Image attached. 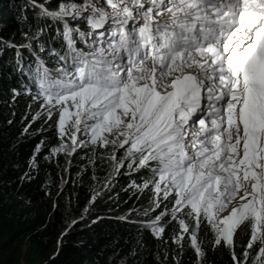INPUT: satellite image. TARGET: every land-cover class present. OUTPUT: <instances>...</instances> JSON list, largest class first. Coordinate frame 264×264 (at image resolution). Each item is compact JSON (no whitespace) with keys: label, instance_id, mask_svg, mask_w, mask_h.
I'll list each match as a JSON object with an SVG mask.
<instances>
[{"label":"snow or ice","instance_id":"6c2138e0","mask_svg":"<svg viewBox=\"0 0 264 264\" xmlns=\"http://www.w3.org/2000/svg\"><path fill=\"white\" fill-rule=\"evenodd\" d=\"M34 6L62 24L64 47L47 49L52 67L31 42L21 47L36 57L34 65L17 61L36 86L26 94L42 101L48 119L58 113L60 144L51 153L111 147L107 159L116 174L125 166L151 173L142 185L154 193L145 214L172 198L149 225L155 236L170 216L179 225L174 243L183 247L187 235L201 264L204 223L213 247H227L234 264H264V0ZM79 18L91 32L70 25ZM46 27L30 37L39 52ZM81 133L86 140L78 141ZM244 224L250 235L238 257L234 237Z\"/></svg>","mask_w":264,"mask_h":264},{"label":"trees","instance_id":"16d2710c","mask_svg":"<svg viewBox=\"0 0 264 264\" xmlns=\"http://www.w3.org/2000/svg\"><path fill=\"white\" fill-rule=\"evenodd\" d=\"M61 2L68 0H52L51 4L57 9ZM14 10L0 6L2 38L19 46L25 25H46L39 43L47 49L64 47L62 38L54 34L60 23L52 28V23L47 25L36 13L27 17ZM76 27L82 32L88 28L84 21ZM79 48L86 50L81 44ZM23 51L29 53V49ZM12 52L0 56V264H197L187 235L183 247L174 243L179 228L176 220L164 216L160 221L164 233L160 237L153 234L149 225L160 210L157 215L152 211L145 214L153 198L150 187L142 189L151 175L147 169L126 174L119 186L109 190V196L102 193V198H95L90 171L82 172L85 165L80 161L92 149L77 153L71 161L53 157L51 149L60 144L58 113L48 119L38 101L26 94V88H31L34 95L36 86L28 74L18 70L16 60L25 67L35 60L25 61L17 51ZM14 89L20 95L14 96ZM133 182L141 187L128 188ZM169 201L161 203V211L165 204L172 207ZM249 235L247 224L237 230L238 257ZM213 240L211 231L201 223L198 242L205 251L201 264H234L230 250L223 245L213 247Z\"/></svg>","mask_w":264,"mask_h":264},{"label":"rangeland","instance_id":"374dc122","mask_svg":"<svg viewBox=\"0 0 264 264\" xmlns=\"http://www.w3.org/2000/svg\"><path fill=\"white\" fill-rule=\"evenodd\" d=\"M51 2H52V0H6L5 2L3 0H0V6L3 8H6L8 10H14L15 9L14 10L15 13L23 12L22 15L23 16L26 15L27 17H29L30 15H33V13H36L38 16H40L42 18V20H46L47 25L52 23V28H53V25H58L57 22L53 21L51 19L48 20V18L46 19L45 17L41 16L40 15V8L34 6V5H41L42 4L51 11L58 10V8L56 9L51 4ZM81 2H82V0L79 1V3H81ZM98 2L103 3V0H98ZM20 4H22V5H20ZM18 5H20V6L17 8ZM11 6H12V8L10 9ZM0 20H1V18H0ZM82 20H83V18H79L76 21L70 20L69 22H70V25L72 27L77 28L76 24ZM1 26L2 25L0 22V33L2 32ZM38 26H40V25H37L35 27L30 26L29 24L25 25V31L23 32V39H22L24 41L19 46L21 47L22 45H27L28 43L31 42L33 51H36L38 53L40 58L45 61V64H49L50 61L51 60L54 61V59L49 57L48 52H47V48H45L44 52H39V47H38L37 41L30 40V37L32 35V33L29 34L30 31H33V30L37 31L38 28H41ZM60 27L62 28L61 24L59 25V28ZM54 30H55L54 34L56 36H58L57 35V29H54ZM83 32L88 33V32H91V30L87 29L86 31H83ZM44 33H46V30L40 35L41 36L40 38H43L45 36ZM1 36H3V35H1ZM1 36H0V56H1V58H4V56L7 57L9 54L14 53L12 51H17V53H19V55L25 61H27L29 58H32L34 60L36 59V57L32 55L31 51H29L28 54H26L27 51H23V50H28L27 47H21V48H24L22 50L18 46V44H14L13 41H9L4 37L2 38ZM74 37H75V35H74ZM2 42L7 43V44L16 45L17 49L16 48L14 49L13 47H8L7 45L3 44ZM19 55H17V56L19 57ZM25 57H27V58H25ZM17 61L18 60H16V63H17ZM21 64H24L23 61H21ZM17 67L19 70L20 66L18 65V63H17ZM49 67H52V65L51 66L49 65ZM37 101H38L40 108L43 110L44 114H46L45 109L42 106V101L41 100H37ZM86 139H87V137L85 135H83V133L78 135V141H83ZM88 149H92L93 153L92 154L90 153L89 156L82 155L80 157V161H82L83 164L85 165V167L82 168V172H85L86 170L90 171V173H89V182L90 183L89 184L91 185V191H92V194L95 198H100L102 193L107 194V196H109V190H112L114 187L119 186L123 182V177L126 174H132V173L138 172V171H130L125 166L124 168L120 169L119 174H116L113 171V166H112L111 161H109L107 159V155L111 152V147H109V148H100V147L93 148L90 145L85 146V147H77L76 151L74 153H72L71 155H67V154L61 152V153L53 155V157L57 158L58 156H61L63 160L71 161V158L73 156H75L77 153H80V155H81V154H83V152L87 151ZM121 152H123V149H121L117 152L118 158H119ZM125 165H127V161H125ZM133 167H135V166H133ZM140 170H143V169H140ZM132 184L133 183L129 184L128 188H131V189L135 188V187L131 186ZM149 187L151 188V185ZM142 189H144V188H142ZM106 190H108V192H106ZM140 193H142V192H140ZM149 193L154 198L153 191L149 190ZM153 198H152V200H153ZM171 199L172 198L169 197V200H171ZM152 200H151V204L149 205V207H152ZM101 203H103V202H101ZM158 210H160V212H161V205L159 208H155V210H153L152 212L155 213V215H157V214H159Z\"/></svg>","mask_w":264,"mask_h":264},{"label":"bare ground","instance_id":"6f19581e","mask_svg":"<svg viewBox=\"0 0 264 264\" xmlns=\"http://www.w3.org/2000/svg\"><path fill=\"white\" fill-rule=\"evenodd\" d=\"M86 26H87V25H86ZM87 27H88V26H87ZM88 30H89V29H88ZM74 35H75V34H74ZM61 42H62V41H61ZM61 42H60V44H64V43H61ZM53 43H54V42H53ZM57 46H58V45H57ZM60 46H61V45H60ZM61 47H63V46H61ZM80 47H81V46H80ZM55 48H57V47H55ZM49 59H50V58H49ZM49 59H48V60H49ZM31 60H34V59H31ZM50 60H51V59H50ZM52 61H53V60H52ZM47 63H48V62H47ZM51 64H52V63H51Z\"/></svg>","mask_w":264,"mask_h":264}]
</instances>
